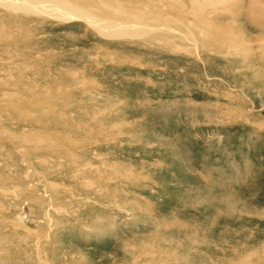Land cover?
Here are the masks:
<instances>
[{
  "label": "rangeland",
  "instance_id": "1",
  "mask_svg": "<svg viewBox=\"0 0 264 264\" xmlns=\"http://www.w3.org/2000/svg\"><path fill=\"white\" fill-rule=\"evenodd\" d=\"M202 3L0 4V264H264V0Z\"/></svg>",
  "mask_w": 264,
  "mask_h": 264
},
{
  "label": "bare ground",
  "instance_id": "2",
  "mask_svg": "<svg viewBox=\"0 0 264 264\" xmlns=\"http://www.w3.org/2000/svg\"><path fill=\"white\" fill-rule=\"evenodd\" d=\"M224 0H203L202 7H206L208 4H218L223 2ZM226 1V0H225ZM76 3V0H0V4L5 6H16L17 8H20L23 6L24 8L32 9L37 12H46L48 14L52 15H61V16H70L75 18H80L81 20H87L89 23H91L96 28H99L101 30H113L119 29V28H135L138 26V22L142 20L141 15L131 14V13H122L123 18H119L120 21L116 22L112 19H108L105 16H101L98 14V9L90 10V12L86 11H80L76 10L74 8V4ZM112 3V2H111ZM116 3V2H115ZM98 6V5H96ZM119 7V6H116ZM116 10V9H115ZM124 10V9H123ZM122 11V10H121ZM86 13L89 14H96L101 18L95 17V16H84ZM118 13V12H117ZM107 14V13H106ZM121 15V13H120ZM144 16V15H143ZM104 17V18H102ZM110 17V16H108ZM137 23V24H135Z\"/></svg>",
  "mask_w": 264,
  "mask_h": 264
}]
</instances>
